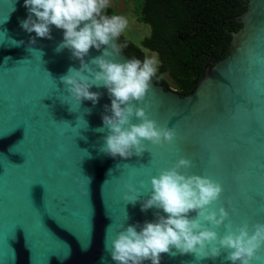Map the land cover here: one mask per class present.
<instances>
[{"label": "water", "instance_id": "1", "mask_svg": "<svg viewBox=\"0 0 264 264\" xmlns=\"http://www.w3.org/2000/svg\"><path fill=\"white\" fill-rule=\"evenodd\" d=\"M243 1L246 11L236 19L242 27L225 58L206 62L191 93L182 96L151 79L145 100L136 104L175 130L174 143L147 144L149 151L124 159L100 151L108 130L95 131L110 114L107 89L93 85L98 102L79 104L59 79L70 67L80 69L69 49L56 51L64 30L50 26L52 39L36 37L29 45L35 33L20 26L29 14L24 0H0V264H116L106 233L110 241L120 226L153 222L157 211L166 215L141 211V204L151 177L182 157L192 166L181 172L222 184L211 207L226 208L225 224L264 223V0ZM120 40L121 34L114 41L118 59H134ZM101 54L91 48L84 60ZM129 183L142 193L135 204L124 199ZM214 230L225 234L223 225ZM225 255L198 264H231ZM259 255L253 264H264V248ZM161 264L197 261L191 254H162Z\"/></svg>", "mask_w": 264, "mask_h": 264}, {"label": "clouds", "instance_id": "2", "mask_svg": "<svg viewBox=\"0 0 264 264\" xmlns=\"http://www.w3.org/2000/svg\"><path fill=\"white\" fill-rule=\"evenodd\" d=\"M24 7L29 14L20 26L27 33H35L29 45L36 43V37L52 39L50 26L64 30L56 51L69 49L80 61V69L70 67L59 79L79 104L83 100L93 105L98 102L101 93L90 91L93 85L107 89L111 104L105 105V113L110 114L102 115L103 127L95 129L108 130L100 151L127 159L149 151L147 144L164 147L174 143L177 134L173 128L159 125L149 118L145 108L136 106L150 90L157 61L154 57L143 61L118 59L120 48L114 41L128 26V20L117 14H102L109 0H24ZM91 48L102 50V54L85 62ZM133 118L140 123H133ZM191 166L192 161L182 157L174 167L151 177V192L141 204V211L156 208L166 215L157 211L153 222L120 226L110 241L106 233L105 248L116 264H161L162 254H191L198 264L203 259H216L222 251L231 264H253L261 259L264 223H255L251 228L248 223L235 228L231 222L225 224L229 219L226 208L221 206L217 211L211 207L224 191L222 184L208 176L180 171ZM125 187L128 192L124 199L135 204L142 195L140 189L130 183ZM140 187H144L143 181ZM190 212H195V217L190 219ZM222 225L223 236L214 230Z\"/></svg>", "mask_w": 264, "mask_h": 264}, {"label": "trees", "instance_id": "3", "mask_svg": "<svg viewBox=\"0 0 264 264\" xmlns=\"http://www.w3.org/2000/svg\"><path fill=\"white\" fill-rule=\"evenodd\" d=\"M245 11L243 0H134L137 20L151 32L138 44L121 33L120 45L141 61L147 57L145 50L156 53L152 80L185 96L209 59L225 58L233 33L242 27L236 19ZM102 14L119 15L110 5Z\"/></svg>", "mask_w": 264, "mask_h": 264}, {"label": "rangeland", "instance_id": "4", "mask_svg": "<svg viewBox=\"0 0 264 264\" xmlns=\"http://www.w3.org/2000/svg\"><path fill=\"white\" fill-rule=\"evenodd\" d=\"M109 5L112 6L119 15L128 20V26L122 32L135 43H139L144 37L150 35V27L147 24L139 23L137 16L134 13V0H109ZM147 58H155L158 64L157 54L149 50H145ZM155 65V66H156ZM170 81V79H168ZM174 89V88H172Z\"/></svg>", "mask_w": 264, "mask_h": 264}]
</instances>
